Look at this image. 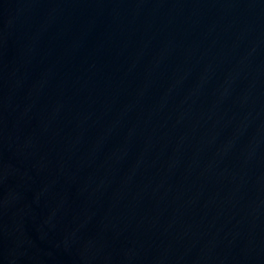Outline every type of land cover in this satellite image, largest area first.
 Here are the masks:
<instances>
[{
    "label": "water",
    "instance_id": "95a60500",
    "mask_svg": "<svg viewBox=\"0 0 264 264\" xmlns=\"http://www.w3.org/2000/svg\"><path fill=\"white\" fill-rule=\"evenodd\" d=\"M0 264H264V0H0Z\"/></svg>",
    "mask_w": 264,
    "mask_h": 264
}]
</instances>
